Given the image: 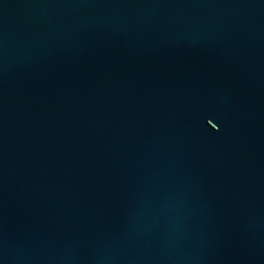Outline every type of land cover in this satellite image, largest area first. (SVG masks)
<instances>
[{
	"label": "water",
	"instance_id": "1",
	"mask_svg": "<svg viewBox=\"0 0 264 264\" xmlns=\"http://www.w3.org/2000/svg\"><path fill=\"white\" fill-rule=\"evenodd\" d=\"M0 264H264V0H0Z\"/></svg>",
	"mask_w": 264,
	"mask_h": 264
}]
</instances>
